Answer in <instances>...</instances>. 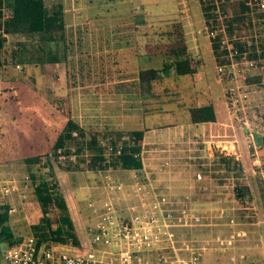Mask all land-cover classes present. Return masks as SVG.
Here are the masks:
<instances>
[{"label":"rangeland","instance_id":"374dc122","mask_svg":"<svg viewBox=\"0 0 264 264\" xmlns=\"http://www.w3.org/2000/svg\"><path fill=\"white\" fill-rule=\"evenodd\" d=\"M6 1L1 0L2 18L9 14ZM45 3L60 4L63 38L42 42L43 50L39 51L35 35L7 33L0 27V63L20 73L30 68L38 72L39 64H43L41 67L47 72L49 112L54 111L56 104L78 123L85 137L96 133L97 141L103 144L113 139L111 134L120 132L114 141L124 144L127 133L123 131L132 129L133 125L128 123L133 120L124 118V121L119 110L126 105L128 114L133 109L130 107L136 104L141 108L145 103H104L100 95L107 88L104 79L119 78L123 71L130 76L134 67L112 69L125 58L136 60L138 67L158 66V55L139 57L136 52L143 44L164 39L165 30L174 27V23L179 25L191 51L194 31L198 49L193 54L198 53L199 58L192 60L188 56L194 69L190 74L173 77V70L169 69L152 81L151 91L158 95L157 105L161 108V113L152 119L169 124L182 120L186 105L195 102L193 94L207 90L211 100L207 103L215 113L211 125L206 121L193 129L184 126L169 135H163L161 130L147 131L138 153L143 169L110 166L88 169L85 161L70 169L48 162L52 179L59 177L71 187L72 198L68 201L77 235L82 236L85 227L88 238L86 227L95 220L105 200L112 201L119 213H128L139 209L140 203L149 207L155 198L163 197L160 202L166 208L163 219L179 223L185 217L188 224L172 227V239L161 237L159 263L264 264V60L255 59L247 78L236 75L226 81L216 75L218 82H215L218 49L210 50L204 36L205 9L200 0H45ZM222 8V17L231 15ZM235 20L230 24L227 21V26L235 27L239 34L250 33L247 18ZM261 27L257 23L253 27L259 35L263 33ZM46 53L55 57V61H35V54L44 57ZM132 89L138 94V86ZM112 113L115 117L108 119H115L107 120V114ZM255 134L261 137L259 143L255 142ZM47 153L48 150L41 153L31 163L16 158L0 164V203L7 201L15 207L7 220L12 238L22 234L38 236L33 225L39 223L41 211L34 204V185L43 178L51 179ZM221 155L229 156V163L235 168L224 169L218 161ZM31 170L34 180L25 176ZM107 183L116 187L110 189ZM236 186L240 191L235 190ZM4 188H8L7 192H2Z\"/></svg>","mask_w":264,"mask_h":264},{"label":"trees","instance_id":"16d2710c","mask_svg":"<svg viewBox=\"0 0 264 264\" xmlns=\"http://www.w3.org/2000/svg\"><path fill=\"white\" fill-rule=\"evenodd\" d=\"M6 4L9 14L3 18L0 14V27L4 32L35 35L36 41L40 44L38 46L39 51L43 50L42 42L57 41L63 38V13L59 3L47 5L45 0H7ZM232 13L235 17L233 16L234 18L231 17L228 20L229 24L236 21L235 19H241L240 15L235 13L234 5H232ZM247 23L250 25L249 20H247ZM257 24L264 26V20H262V22H257ZM227 28L231 30L233 27L227 26ZM165 34L166 37L164 39L146 43L142 46V50L145 54L160 56L161 64L160 67L139 68L137 70L135 80L141 91L149 92L152 87V81L159 79L162 73L166 74L169 69L173 70L175 76L190 74L194 71L190 64L183 33L179 25L174 23V27L171 25V29L165 30ZM214 45L215 44H213V46ZM259 46L261 48L260 54L264 56V36L260 39ZM213 50H216V45ZM34 58H36V62H49L55 61L56 59L52 55H47V53L44 57L35 54ZM54 105V111L49 112V109L43 110L42 108V116L48 115L47 120L50 122L52 120L51 115L55 113L56 109L58 114H62L67 118L58 129L53 142L49 146L48 152H53L57 147L74 141L76 152L78 153L75 162L64 166L57 163L59 167L62 166L73 169L78 166L79 162L85 161L86 168L88 169H104L109 166L113 168H141V160L138 154L143 134L141 127L123 131L127 133V139L121 146L119 152L116 153L114 149L107 151L106 143L112 144L114 148L116 142L114 139L120 132L116 135L111 134L113 139H107V142L104 141L103 144L99 143L96 133L85 137L78 123L68 114H64L60 111L58 106L56 107V104ZM187 112L191 122L211 121L214 118L213 109L210 104L190 105L187 107ZM73 132H76V134L73 135ZM254 138L255 142L259 143L261 137L255 134ZM86 152H88L87 156L83 157ZM40 156L41 153L21 157L20 160L31 163L35 159H39ZM228 159L229 156L221 155L218 157V161L224 166V169H234L235 167H233V164L230 165ZM46 160H48L46 162L47 164L49 162L52 165H57L55 164L56 162L50 160L49 157ZM50 164L48 165L51 169L48 173L51 179L43 178L34 185V204L36 207H39L41 211L39 223L33 225L34 229L38 230V236L36 235L35 242L39 243L43 241L45 247L53 251H63L68 254L80 253L89 247L88 238L85 234V227L83 231L84 234L78 236L70 217L71 204L68 199L70 197L72 198L71 187L62 183V179L59 177L52 179L53 171ZM55 168L54 166V169ZM28 175L30 178L33 177L32 170ZM32 179L34 180V177ZM235 190L240 191V187L236 186ZM7 220L8 213L6 211V205H0V239L10 243L14 241V238H12V232L7 224Z\"/></svg>","mask_w":264,"mask_h":264},{"label":"built area","instance_id":"2783aa9c","mask_svg":"<svg viewBox=\"0 0 264 264\" xmlns=\"http://www.w3.org/2000/svg\"><path fill=\"white\" fill-rule=\"evenodd\" d=\"M204 6L203 33L207 37L211 49H218L219 60L214 59L215 73L219 79L229 81L236 75L247 78L255 59L262 58L259 46V37L263 33L253 28L255 23L264 20V0H200ZM235 13L241 18H247L251 31L239 34L233 27L227 28L226 22ZM231 15L223 16L224 9ZM237 9V10H236ZM8 15V14H7ZM252 25H254L252 27ZM199 32V30L197 31ZM247 36V37H246ZM213 44H215L213 46ZM199 58L198 53L191 56L192 60ZM261 60V61H262ZM76 132H73L75 135ZM75 142L57 147L53 152H48L50 160L59 165H66L76 161ZM117 144V143H116ZM114 145L106 143V150L114 149L119 152L121 143ZM29 177V175H25ZM108 188H115V184L107 183ZM4 188L2 192H7ZM1 195V194H0ZM1 197V196H0ZM163 197L155 198L144 207L140 203L139 209L130 210L128 213H119L112 201L105 200L101 209L96 214L95 220L86 227L88 230L89 247L76 254L63 251H53L46 248L43 241L36 243L35 237L22 234L19 238L8 243L0 239V264H162L153 253L160 248L161 237L172 239V227L177 224H188L185 217L179 223L166 222L162 215L166 210L160 206ZM6 205L8 214L15 210L10 202L2 201ZM169 216V212L166 213Z\"/></svg>","mask_w":264,"mask_h":264},{"label":"crops","instance_id":"0c3cea01","mask_svg":"<svg viewBox=\"0 0 264 264\" xmlns=\"http://www.w3.org/2000/svg\"><path fill=\"white\" fill-rule=\"evenodd\" d=\"M192 33H193L191 34L192 39L190 38V42H191V46L193 47V50L192 51L188 50L189 46L186 47L188 56L190 55L193 56L194 55L193 53L196 52L194 50L198 49L197 37L195 36L194 31ZM209 47L211 50L210 44ZM143 54L147 55L143 52L142 49L139 50L138 53L136 52V55H138L139 57H141ZM149 56H156V55H149ZM136 62H137L136 60L127 61V58H125L122 62L120 60L118 63L114 62L116 64L113 65L114 68L112 69H120L121 71L134 67L133 69H135V71L132 72L130 76L127 75L126 71H123L120 73L121 75H119V78L108 77V79H104V83L107 85L106 86L107 88L103 92H100L101 93L100 95L104 103H110L111 105H113V103H116L118 101H120L121 104L122 102L123 104L124 103L128 104L127 102L140 103V104L145 103L144 107L141 108H138L139 106H136V104L135 106L130 107L133 109L128 114L125 113V108L127 107L125 104H124L125 108L123 107L119 110L123 113L122 117L124 121H125L124 118H131L133 120L132 122L128 123L131 126L133 125L132 128H137V127L142 128L143 130L142 138L147 131L154 130L156 132H160L157 130H161L163 132L162 133L163 135H169L171 133L178 131V128L181 129V127L185 126L187 128L191 127V129H193L196 127L197 124L201 125L206 122V121L191 122L189 119V115L187 113L188 104L184 108L186 112L185 117H183L182 120H178V122L177 121L171 122L169 124V123H156L155 121H153L152 118H154L159 113H161V108H159L157 105L158 100H160L158 99V95L155 94L153 91H151V89L149 92L146 91L140 92V89L138 88L137 89L138 94L135 93L134 89H132L134 85L138 86L137 81L135 80L137 70L139 68H147L152 66L138 67ZM160 64H161V57H160ZM160 64L158 66H155L154 68L160 67ZM39 65L40 66L38 68V72H35V70L30 68L29 71L26 72L23 71L24 73L23 72L20 73L17 72V70L12 66L8 64L0 63V164L1 162H4V160L10 161L16 158L32 156L35 154L46 152L49 149L51 143L53 142L58 129L61 127L62 123L67 118L62 114H58L56 109H55V113L51 115L52 120L50 122H48L47 120L48 115L42 116V108L43 110H47L49 106V99H48L49 94L47 89L48 88L47 72L44 69H42L41 66L43 64H39ZM179 76L180 75L178 76L174 75L173 77H179ZM213 80L215 82H218L216 80V74L214 75ZM31 82L32 85L37 87L36 89L38 91H36V89L33 88ZM7 86H12V87L8 88ZM130 93L133 94L134 96L131 95ZM188 94H190V92ZM195 94L197 93H194L192 96V99H194L195 102L193 101V104H190L192 102L189 101L190 105H200L203 102L204 104H208L211 102L209 96V90H207V92L205 93H198L196 96ZM129 96H133V99L129 100L128 99ZM204 96H206L207 98H205ZM148 104H150V107L148 106ZM164 111L167 112L168 110H164ZM111 117H115V114L114 113L107 114L106 119L107 120L115 119V118L108 119ZM212 122L214 121L211 120L209 121L208 124ZM117 129H120V127H117ZM141 168L142 169L144 168L143 164H141ZM134 170L136 169H133V171ZM159 251L160 250L157 249L156 251H154L153 255L159 258L160 257Z\"/></svg>","mask_w":264,"mask_h":264}]
</instances>
